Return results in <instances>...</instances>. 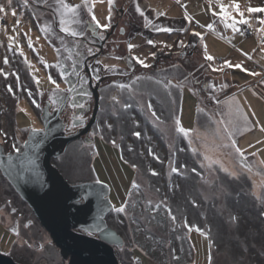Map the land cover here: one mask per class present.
I'll list each match as a JSON object with an SVG mask.
<instances>
[{"label": "rangeland", "instance_id": "1", "mask_svg": "<svg viewBox=\"0 0 264 264\" xmlns=\"http://www.w3.org/2000/svg\"><path fill=\"white\" fill-rule=\"evenodd\" d=\"M92 2L89 0V5ZM232 2L223 0L225 5ZM236 2L249 20L247 25L238 24L239 32L225 27L221 18L213 15V11H220L216 0L211 7L207 0H179V3L177 0H114L111 6L104 0L101 5L94 4L93 11L101 24L115 22L125 26L127 39H133L131 51L136 59L150 64L155 54L165 56L154 60L156 68L133 65L128 72L116 70L125 75L127 72L128 76L122 78L119 74L114 78L112 93H105L103 100V107L110 105L113 113L110 120L100 117L90 135V138L100 135L109 142L100 138L96 139L95 146L90 142H76L68 147L59 162L61 171L71 181L98 180L108 184L115 209L125 205L136 183L146 203H164L169 206L171 213H168L176 217L177 227L162 236L168 240L162 248L163 256L160 255L162 262H158L159 259L154 260L135 243V232L141 230L132 229L127 218L113 210L108 223L120 230L125 241L116 251L121 264H151L150 261L177 264L178 258H182L181 242L185 237L193 246L190 264H210L211 259L212 264H264V221L259 224L264 217V188L260 191L258 186L264 183V168L245 152L247 141L242 135L250 128L251 134L246 132L244 136L253 142L263 133L258 128V120L264 123V103L251 88L243 86L264 85V31L261 30L264 24L259 23L264 20V12L247 11L248 7L264 8V0ZM66 3L81 5L77 16L67 17L79 22L68 26L89 38L87 24L94 22L88 5L83 0H66ZM0 6L5 9L0 12V143L7 152H13L16 151L13 144L20 149L25 143L19 142L20 137L26 139L31 130L40 127L42 109L46 101H51L49 89L55 86L49 77L52 79L51 66L58 58L52 43L58 45L60 54L66 55V47L75 44L77 37L62 30L57 11L60 6L55 0H27V3L11 0V4L0 0ZM109 7L110 21L106 19ZM229 10L237 16L233 8ZM178 12L188 14L186 18L191 17V21L187 18L174 22L169 16ZM18 14H21L19 22ZM125 21L132 23L125 24ZM211 22L215 32L205 35L209 29L206 25ZM162 29L176 32L171 34ZM195 32L201 36H195ZM117 42L118 37L108 47ZM115 50L116 56L126 53L127 43ZM207 55L215 59L209 61ZM5 57L8 63H4ZM107 61L126 67L121 60ZM55 74L59 77L58 71ZM242 116L247 117V124ZM107 121L111 122L109 129L104 127ZM180 126L191 130L190 133H180ZM228 131L233 132L231 137ZM136 132L140 133L139 137L134 135ZM127 134L138 145H122ZM205 147L218 149L219 154L214 156L218 155L219 161L203 158L201 151ZM237 147L244 150L243 158L236 152ZM255 147L262 149L264 155V141ZM88 151L94 152L91 166ZM183 156L192 157L193 163L184 161ZM174 168L178 171L174 172ZM181 176L193 178L195 184L187 181L185 185L192 186L186 185L182 190ZM256 209L261 210L260 214ZM16 218L21 221L19 235L13 231ZM29 220L34 223L28 228ZM153 230L158 233L157 229ZM0 253L11 255L21 264H68L1 170Z\"/></svg>", "mask_w": 264, "mask_h": 264}, {"label": "water", "instance_id": "2", "mask_svg": "<svg viewBox=\"0 0 264 264\" xmlns=\"http://www.w3.org/2000/svg\"><path fill=\"white\" fill-rule=\"evenodd\" d=\"M90 25L93 32L101 28ZM99 46L103 48V44ZM60 115L61 110L51 111L48 103L42 110L43 128L29 132L22 151L7 152L0 143L1 173L68 264H121L116 251L125 241L107 220L115 210L111 187L100 181L71 183L54 164L71 142L89 132L95 118L78 132L67 134ZM14 227L18 231V222ZM0 264L21 263L0 253Z\"/></svg>", "mask_w": 264, "mask_h": 264}, {"label": "flooded vegetation", "instance_id": "3", "mask_svg": "<svg viewBox=\"0 0 264 264\" xmlns=\"http://www.w3.org/2000/svg\"><path fill=\"white\" fill-rule=\"evenodd\" d=\"M119 16L123 18V14L121 15V13H119ZM127 23H132V22L125 21V24ZM36 25L39 29L40 24L37 22ZM124 27L125 26L121 27L119 24H116L115 22H110L108 27L106 28L101 27L99 30H97V32H93L90 29V22H89L87 24V29L89 31V38L83 35L76 36L77 42L73 45L66 47L65 49L66 55L60 54L58 51V45L56 46L54 45V43H52L58 54V58L56 62L51 66L52 74L54 72L52 79L57 82V84L59 85V89L57 90L56 85H54L55 86L54 88L49 89L52 90L51 101H46L45 106L49 103L51 111L59 110V109L61 110L60 116L65 124V131L67 134L78 132L79 130L84 128L93 118H95L94 124L90 128L89 132L83 137H81V139L71 142L67 146L63 154L54 160V164L60 170L61 167L59 165V162L65 156L66 151L70 145L79 141L87 142L88 138L89 140H92L91 144H94V146L97 138H100L105 143L109 142L106 141L105 138L100 135L97 138L96 137L90 138V135L94 131V127H96L97 124L100 122V117L106 116L107 118L105 119L107 120L110 118L111 113H113L110 105H108V107H103L104 105L103 100L106 97L105 93L106 94L112 93V86H115V83L113 81L117 75L120 74V76L124 78L128 76L127 72L133 67V65H135L136 67L141 66V64L138 62L139 60L136 59V57L131 51V48H129V45H132L133 39L131 41L127 39L129 36L128 33L125 31ZM135 33L136 30L134 31L133 34ZM117 37L119 38V42H117L115 45H112V48L108 47V45L110 43H113V41L117 39ZM124 39H126V41H124ZM124 42L127 43L128 51L121 55L119 54V56H116L115 49L118 47L121 48L122 43ZM100 44H103V48L99 46ZM163 55L164 54H155L153 59L162 60L165 58V56ZM109 59L113 60V62L115 60H121L126 65V67H120L114 63L109 64L107 61ZM154 60L150 64L147 63L144 64L149 65L152 68H156L157 64ZM124 69H127L126 75L122 74L123 72L122 73L115 72L116 70L124 71ZM57 71L59 72L58 74L59 77H57L55 74ZM181 91L184 94L183 89H181ZM96 106H97V110H96ZM81 116L83 117V124L77 127H72L73 121H78V118ZM39 122H40L39 128H43L42 113L40 115ZM107 122H108L107 124H104V127L106 126V129L107 128L109 129L111 122L110 121ZM130 139H131L130 134L125 135L124 142H121L122 145L124 143L130 144L134 147L135 145H138L137 140H133V139L130 140ZM112 146L118 148V146L116 145L112 144ZM23 147L24 144H22V147L19 149V151H22ZM118 149H122V146H120ZM88 154H90L89 161L91 166L92 159L94 158L93 157L94 152L89 153L88 151ZM63 175L71 183H79L84 181H98V180L71 181L66 176V174L63 173ZM110 214L111 213L108 214L107 220ZM16 222H18V227H19L21 223L20 219L16 218L15 223ZM33 223L34 221L29 220L27 222V227L29 228Z\"/></svg>", "mask_w": 264, "mask_h": 264}, {"label": "trees", "instance_id": "4", "mask_svg": "<svg viewBox=\"0 0 264 264\" xmlns=\"http://www.w3.org/2000/svg\"><path fill=\"white\" fill-rule=\"evenodd\" d=\"M183 28L184 27H182V29ZM210 32L213 33L215 31L210 30ZM183 158L184 159L186 158V160L184 161L188 162L190 160V163H193L192 157L183 156ZM198 167L201 169L200 166ZM203 170L204 169H201L202 172H204ZM180 179H181L180 185L182 187V190H184L183 187H186L187 184L185 185V183L187 181L189 182L191 181L192 185L195 184L193 182V178H189L187 176H181ZM192 185L188 183L187 186L189 188ZM138 189H140V187L137 186L136 183H133L130 195L128 197V201L125 203L127 207L125 208V211L122 212L121 214L125 216V219L127 218L126 221L127 223L131 225L132 229L136 230L138 228L141 230L140 233L135 232V236H134L135 243L139 245V247L143 248L150 256H152L154 260L159 259L158 262H162L160 255L163 256L162 248L166 246L167 240H168V238H163L162 236L167 235V233L169 234V232H173V229L177 227V221H176L177 219L176 217H175V220L171 219L172 215L168 213L169 206L167 207V205H165L164 203H157L156 205L151 202L146 203L144 199V194L141 192H138ZM191 190L193 191V188ZM243 190H244L243 192H246L245 187H243ZM233 200L236 201V199H233ZM249 203L251 204V201ZM252 203L253 205H255L258 202L256 201L255 204L254 202ZM260 203L263 204V201L261 200ZM201 205L203 206L202 202H201ZM164 210L166 211L165 214L163 212ZM256 211L257 213L261 212V210L259 209H256ZM126 213H128L129 215L126 216ZM262 218H263L262 221H260L259 223L261 225L264 221V217ZM114 228L121 234L118 228L116 227ZM153 228L157 229L160 235L157 232H155ZM173 242H175V239H173ZM154 244H157V245L154 246ZM181 248H182V258L181 257L178 258L177 264H190L192 261V251H193V246H192L190 239L185 237V240L181 242ZM150 262L151 264H153L152 261Z\"/></svg>", "mask_w": 264, "mask_h": 264}, {"label": "snow or ice", "instance_id": "5", "mask_svg": "<svg viewBox=\"0 0 264 264\" xmlns=\"http://www.w3.org/2000/svg\"><path fill=\"white\" fill-rule=\"evenodd\" d=\"M9 4H11V0H8ZM55 2L60 6L57 11L60 13V24L63 26L62 30L66 33H69L71 34L72 36H82L83 35V32H77V31H74L72 30L68 25L72 22H79V21H70L67 17H69V14H71L72 16H77L78 13H77V9L81 7V5H69L66 3V0H55ZM101 3L104 2V0H100ZM109 6H111L113 3H114V0H107ZM25 3H27V0H25ZM83 3L85 5H88V12L92 13L91 15V21L94 22L95 26L100 28H106L108 27L109 25L108 24H101L100 21L96 18V15L93 11V7H94V3H95V0H93L92 4L89 5V0H83ZM177 3H179V0H177ZM207 3L209 4V6L211 7V4L213 3V0H207ZM216 3L219 5V8H220V11L217 13L215 11H213V15L214 16H219L222 20V22L225 24V27L227 28H230L232 29L233 31L235 32H239L240 29L238 28V24H249V20L245 18V14L243 11H241L240 9V4L236 2V0H233L232 4L231 5H225L223 3V0H216ZM229 8H233L237 14V16H239V19H237V16H234L232 14V11L229 10ZM4 7L3 6H0V12H4ZM137 11H140L139 8H137ZM247 11L249 13H256V12H264V8H253V7H248L247 8ZM13 15H15V12L12 13ZM140 14L143 16L144 13L142 11H140ZM165 13H160V15H164ZM189 19V21H191V17H187ZM107 20H111V7H109V15L108 17H106ZM231 21V22H229ZM259 23L261 24H264V20H261L259 21ZM91 26V25H90ZM206 27H208L210 30H215L214 28V25L212 24H209V25H206ZM164 31H171V29H162ZM262 31H264V29H261ZM195 36H201V33L199 32H195L194 33ZM31 43V42H30ZM149 43H153L152 41H149ZM183 46V45H181ZM134 47V45H129V48H132ZM206 47V46H205ZM90 51V50H89ZM21 54L23 55V51L21 50ZM154 55V54H153ZM206 59L211 61V60H214L215 58L211 55H207L206 56ZM141 65L145 66V67H149V65H146L144 64V61L143 60H139L138 61ZM4 63H8V60H7V57H5L4 59ZM226 64H228L230 67L233 66L231 65V62H228V61H225ZM107 67V66H106ZM235 67H241L240 65H235ZM218 70H221V69H218ZM245 71H247V69H245ZM253 75H259V73H252ZM49 79L51 80V83L56 85V88L57 90L59 89V85L57 84V82L55 80H52L51 77H49ZM139 79V78H137ZM39 82V81H37ZM118 87H130V86H126V85H117ZM180 85H177V87H179ZM212 87H215V85H213ZM9 91H11V87H9ZM115 99V98H113ZM82 107V105H81ZM149 107H151V105H149ZM153 115L155 116V113L153 112ZM242 115V114H241ZM243 118V121L245 124H247V117L246 116H242ZM158 119V118H157ZM179 124V122H177ZM83 124V117H79L78 118V121H73L72 123V127H77L79 125H82ZM227 125H225V129H227ZM239 130V129H237ZM264 130V129H262ZM178 131L180 133H183L184 135H188L190 133L191 130H188V129H185L183 128L182 126L178 127ZM4 135L6 136L7 134L4 133ZM134 135H136L137 137L140 136V133L139 132H136L134 133ZM227 135L229 137H231L233 135V132L231 131H228L227 132ZM232 144L233 146L235 147L236 145V142L233 140L232 141ZM12 147L17 151L19 152V148L16 147L15 144L12 145ZM236 152L243 158L244 156V153L241 149H239L238 147L236 148ZM11 158V156H9V159ZM207 158V157H206ZM174 172L175 171H178L177 169H172ZM195 171V170H193ZM153 174H156V173H153ZM127 207V205H124L122 207H119V208H116L115 211L119 212V213H122L125 211V208ZM159 207V206H157ZM14 211V210H13ZM170 212V210H169ZM171 219L175 220V216H172ZM13 231H16V234L19 235V232L16 230V229H13ZM197 231H199V229H197Z\"/></svg>", "mask_w": 264, "mask_h": 264}, {"label": "crops", "instance_id": "6", "mask_svg": "<svg viewBox=\"0 0 264 264\" xmlns=\"http://www.w3.org/2000/svg\"><path fill=\"white\" fill-rule=\"evenodd\" d=\"M95 5H101V3L98 1V0H96V2L94 3ZM151 11H153V10H151ZM186 16H189L188 14H184V15H182L180 12H178V13H176V15H171V16H169L170 18H172L173 19V21L174 22H177V21H182V20H187V18H186ZM199 23V22H198ZM211 24H213L212 22H211ZM172 28V27H171ZM199 28H201L202 29V25L199 23ZM208 28V27H207ZM180 29V28H179ZM176 30H178V29H176ZM165 32H171V34L173 33V32H176L175 31V29L174 30H171V31H165ZM157 33H160V32H157ZM205 35H207V34H212V32H210V29H206V33H204ZM160 35H163V34H160ZM235 87H238L240 90L242 89L243 90V88L245 89V88H251V91H252V93H254L259 99H261L262 100V102L264 103V85H261V86H243V88H240L241 86H235ZM185 88H187V87H185ZM238 89V90H239ZM237 90V91H238ZM241 90V91H242ZM236 92V91H235ZM18 111H20V108H19V110ZM17 111V112H18ZM20 113V112H19ZM258 128L259 129H264V123H263V121H260V120H258ZM249 133V134H251V129L249 128L247 131H245V133H243L242 135H243V138L245 139V141H247L246 143H247V145H245L246 147H245V152H248L249 154H251L250 155V157H252L253 159H256L255 161H257L256 162V164L258 165H261L260 166V168L261 169H263L264 168V155H263V153H262V149H257L256 147H255V145L256 144H259V143H261V142H263L264 141V130H262V131H260L261 133H262V136L260 137V138H258L257 140H254L253 142L252 141H249L248 139H247V137L246 136H244V134H247V133ZM22 137H20V139H19V142H25L26 141V139H27V137H26V139H23ZM254 142H256V144L254 143ZM242 151L244 152V150L242 149ZM214 154L216 155V154H219V152H218V149L217 150H215V149H211V148H207V147H205V149L204 150H202L201 151V156L203 157V158H205L206 160H213L214 161V159L216 158V159H218V155H217V157L216 156H214ZM255 156V157H254ZM207 157V158H206ZM218 161H219V159H218ZM258 165V166H259ZM231 169V168H230ZM258 186H260L261 188H260V191L261 190H263V188H264V183L263 184H259L258 183ZM263 187V188H262ZM262 193V192H261ZM256 239V241L258 242L259 241V238H255ZM212 243V242H211ZM213 248V246H212V244H211V249ZM210 251V250H209ZM212 251H213V249H212ZM213 263V259H211V262H210V264H212Z\"/></svg>", "mask_w": 264, "mask_h": 264}, {"label": "built area", "instance_id": "7", "mask_svg": "<svg viewBox=\"0 0 264 264\" xmlns=\"http://www.w3.org/2000/svg\"><path fill=\"white\" fill-rule=\"evenodd\" d=\"M20 17H21V14H18V17H17L18 22L21 20Z\"/></svg>", "mask_w": 264, "mask_h": 264}]
</instances>
